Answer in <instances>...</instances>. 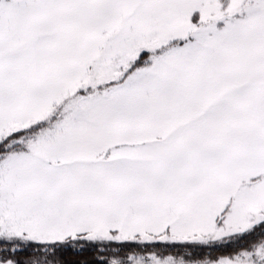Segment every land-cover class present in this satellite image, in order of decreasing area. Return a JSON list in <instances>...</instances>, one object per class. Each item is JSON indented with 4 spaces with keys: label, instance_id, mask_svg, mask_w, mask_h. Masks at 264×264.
I'll return each instance as SVG.
<instances>
[{
    "label": "snow or ice",
    "instance_id": "snow-or-ice-1",
    "mask_svg": "<svg viewBox=\"0 0 264 264\" xmlns=\"http://www.w3.org/2000/svg\"><path fill=\"white\" fill-rule=\"evenodd\" d=\"M0 264H264V0H0Z\"/></svg>",
    "mask_w": 264,
    "mask_h": 264
}]
</instances>
